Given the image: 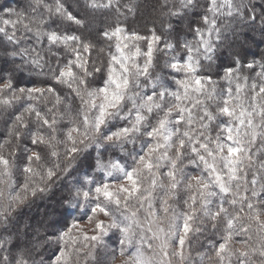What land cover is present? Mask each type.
<instances>
[{"label":"rangeland","instance_id":"obj_1","mask_svg":"<svg viewBox=\"0 0 264 264\" xmlns=\"http://www.w3.org/2000/svg\"><path fill=\"white\" fill-rule=\"evenodd\" d=\"M150 1L155 0L145 3ZM238 1L212 0L207 29L198 36L186 59L179 61L156 32L132 33L116 26L105 33L112 41L111 49L107 50L74 36L62 35L60 29L56 31L60 25L56 16L80 23L56 0L35 2L27 19L12 9L9 1L0 0V33L18 41L20 33L25 30L36 33L35 26L44 21L47 25L44 37L61 53L54 51L55 58L49 62L53 68L48 64L44 69V73L53 76L60 94L47 85V80L37 79L42 61H33L34 50L31 54L23 53V57L31 58L37 67L30 72L33 77L29 87L18 88L8 79L0 78V111L4 107L7 113L12 110L22 114L15 111L13 104L28 101L23 116L29 122L21 124L20 115H15L13 125L6 130L8 137L12 132L16 134L13 141L7 137L10 153L0 151L3 169L0 172V211L14 209L12 201L42 196L38 205L32 207L38 214L28 213L32 215L28 224H43L55 216L48 206L51 201L46 198L52 193L42 195L38 192L39 182L18 181L17 168L10 169V164L20 163L18 161H27L26 166H30L32 154L28 150H39L38 143H44L45 139L48 142V137L52 139L50 153L54 162L64 158L66 165L77 163V151L83 145L125 144L128 147L121 154L122 158L130 159L128 163L99 156L95 167L105 182L93 188L76 186L78 196L88 201L89 210L86 217L71 221L65 230L63 236L69 239L70 245L73 244L70 240L75 243L78 239L81 251L91 244V253L104 255L108 264H223L224 259H230L226 254L230 250L239 256L248 251L257 255L253 262L246 259L235 264H264V189L260 186L264 183V160L253 169L248 168L249 158L246 164L238 161L245 151L256 159L263 157L260 140L264 135V78L261 77L256 90L253 84V92L249 94L245 84L238 82L241 79L235 71L227 77L231 84L227 92H232L231 97L219 98L213 93V85L195 75L199 60L208 54L216 37L217 18L221 13H228ZM39 9L47 12L50 23L46 17H39L42 16L37 13ZM170 18V15L165 16V25L171 23ZM255 39L259 37L249 41V47H256ZM1 64L12 65L8 60H1ZM29 77L18 78L23 81ZM67 87L79 102V122L69 111L66 115L64 107L60 111L57 106V101L66 106L61 99ZM41 98L46 106L38 111L33 104ZM218 101H222V105L215 107ZM54 107L59 111L55 112ZM59 112L68 119L62 120V126L56 122L55 115ZM34 116L41 118L44 124V130L37 131L38 136H33L36 130L30 132ZM56 137L60 140H55ZM240 147H244L242 151ZM25 149H28V157ZM54 149L62 152L63 157L59 158ZM36 155V162L43 163L42 154ZM46 171L42 175L45 176ZM235 189L241 190L237 191L238 196L234 194ZM217 196L231 206L247 205L246 212L238 214L244 217L238 230L244 231L237 236L219 225L221 222L224 225L220 214L224 208L219 205ZM106 200L120 206L124 215L115 219L101 205ZM76 215L80 213L77 211ZM3 221L0 220V227L8 223ZM216 228L224 239L206 251L201 241ZM110 231L119 233L124 243L121 252L106 238ZM23 234L21 241L32 239L26 231ZM204 242L210 244L207 239ZM67 255L64 250L59 252L61 264H66ZM15 264L21 263L18 260Z\"/></svg>","mask_w":264,"mask_h":264},{"label":"trees","instance_id":"obj_2","mask_svg":"<svg viewBox=\"0 0 264 264\" xmlns=\"http://www.w3.org/2000/svg\"><path fill=\"white\" fill-rule=\"evenodd\" d=\"M1 1L6 2V0ZM7 1L12 5V9L18 11L17 13L27 19L31 14L30 10L36 6L35 2L47 3L51 0ZM56 1L60 2L64 8L71 13L75 19L78 18L80 22L76 23L74 20L70 21L69 19L56 16L55 20L60 23L56 31L60 29L61 31L59 32H62V35L64 33L66 36H74L81 41H87L90 45H99L100 47H104L103 49L106 48L110 50L112 41L105 33L116 26H122L127 31L139 34H148L152 31L156 32L158 36H161L164 42L170 46L173 55H175L179 61H184L186 59L190 48L197 42L198 36L203 34L207 29L212 2V0H189L187 2L180 0H155L154 3L152 1L145 3L146 0ZM127 1L132 4H129ZM119 4L122 6L121 8ZM230 9L228 13H221L220 17L217 18L215 27L216 37L211 43L210 50L207 52L208 54L199 60L195 71V75L200 76L201 81L205 79L208 81V85H211V87L213 85V93H217L219 98H223V96L225 98L231 97L232 92H230V94L227 92L228 88L231 90V84L228 82L227 77L232 76L235 71L241 79L238 82L241 81L245 84L249 94L253 92V84L255 85L254 90H256V85L259 86L261 77L264 78V0H239L237 3H233ZM26 12L29 14L26 15ZM37 13L38 15L42 13V16L39 17H46L48 23L51 22L47 12H43L39 9ZM169 15L171 17V23L165 25L163 19L165 16ZM3 16L6 17L5 15ZM35 28L36 33H27L26 30L23 34L20 33L18 41H13L5 34L0 33V78H4V81L8 79L15 87L22 89L27 88L32 83L33 74H31V71L37 69L33 61L38 60L42 62L39 68L41 74H39L37 79L47 80V85L53 86L58 92L56 82L54 78L52 79L53 76L44 73V69L48 67V64L51 69L53 68V64L49 62L55 58V55L52 54L55 51L54 48L44 37L47 25L42 21V23L36 25ZM256 36L259 37V39H255L256 47H249L248 42L253 40ZM13 43L15 46H13ZM31 50L32 52L34 50L31 55L33 61H31V58L26 59L23 57V53L28 51L31 54ZM36 52L38 54H36ZM55 52L60 53L59 51ZM45 56L48 60H45ZM1 60L11 61L12 65L5 67L1 64ZM253 63L255 65L249 66V64ZM19 68H23L24 70H20ZM26 76H30L31 78L29 77L23 81L19 80L20 77L22 79ZM65 89L66 93L61 92V100L66 102V106H63L62 102H60L59 105V102L56 100L58 103L57 106H60V111L64 107L67 111L65 114L68 115L69 111L72 116H75L76 122H79L81 119V115L78 111L79 102L69 87ZM21 101V103L13 105H16L15 107L17 110L15 111H21L22 114H16L12 110L7 113L3 106V109L0 111V151L4 154H6V152L10 153V145L7 141L9 132L7 131H9V128L13 125L12 119H15V115H20L22 120L20 122L21 124L29 123L28 120H25V115L23 116V111L26 108L25 102L28 101ZM33 105H36V110L42 111L45 109L46 103L43 102L41 98ZM221 105L222 101L215 103V107ZM211 109L213 110L214 107ZM54 111L56 112L59 110L54 107ZM65 114L62 115L60 112L57 115L54 114L57 117L56 122L59 126L63 125L62 120H68ZM42 123L41 118L38 116L33 117L34 126L32 130H30V132H35L36 130L33 136H38L36 135L39 133L37 131L44 130V124ZM14 124H16V121ZM15 134V132H12L11 137L8 138L13 141L15 139ZM45 140L47 141V139ZM48 140V142L45 141L44 143L35 142V145L37 143L40 145L37 146L40 148L39 150L31 148V150H28L29 147L27 146L28 149H25V155L27 156V150L32 154L29 161L30 166H26L27 161H18L20 163L10 164V169L17 168L16 174H18V181H28L29 184L39 182L38 187H40V190L38 192L42 193V195L45 194L44 196H46L52 193V195L50 194V196L46 198L51 201V203H48V206H50L55 216H52L43 224H28L29 217L32 216L28 213L32 212L36 213V215L38 214L36 209L33 210L32 207L38 205L37 201H39L38 199L42 198V196L29 197L21 202L12 201L14 209L8 208L10 212L6 211L7 209L5 211H0V220L4 219L5 221L3 222H8L4 227H0V264H15L18 260L21 264H61L58 259L61 250L68 253V257L65 261L66 264H108V262L105 261L106 257L104 255L91 253V244L85 245V247L79 251L80 246L78 239L76 240L78 243H74L73 240H70V243H73L70 245L68 243L69 239L65 240L66 236H63V234H65V230L72 223L71 221L78 222L82 220L80 218L86 217L89 210L88 201L78 196L76 188L83 186L93 188L95 184H102L105 182L104 176L96 171L95 166L98 157L101 156L103 159L116 158V160L123 161L124 164L128 163L130 159L122 158L121 154L128 146L120 143H93L88 146L83 145L82 148L77 151V155L79 154L77 163H68L66 165V163H63L64 158L58 162L56 161V163L54 162L53 155L50 153L51 150H53L51 137H48ZM55 140H60V138L56 137ZM260 141L262 144L261 149L264 151V135H261ZM243 144H245V142ZM243 148L244 147H240L239 150L242 151ZM54 150L57 151L56 149ZM38 151L42 154L43 163L36 162V154H39ZM57 152L59 158L63 157L62 152L61 154L59 151ZM248 155L249 151H245L244 153L241 152L238 161L242 164H246V159L249 158V169H253L254 166L257 167V165L264 160V153L262 155L263 157L258 159ZM25 167L27 169H25ZM199 168L200 167H198V169ZM2 170V166L0 165V172ZM45 170L48 171H46V175L44 176L42 174ZM262 173L264 174V172ZM75 177L77 178L74 179ZM52 182L54 183L51 184ZM56 184L57 187L54 188ZM263 185L264 183L260 186L264 189ZM237 191L241 190L237 189L234 191V194H237ZM244 192L251 194L250 190L244 189ZM219 195L221 198V194ZM219 197L217 196L216 199L219 205H222L224 208L223 210L221 209L222 211L220 213L224 225L222 222L219 225L224 228L226 227L232 234L237 236V233L244 231V229L241 231L238 230V226L244 220V217H240L238 214L246 212L245 210L248 209V207L247 205H242V207H236V205L231 206L227 203L228 201L224 202L223 200H219ZM226 199H228L227 196ZM101 205L109 211L115 219L120 215H124V210L112 201L106 200L101 203ZM77 211L80 213V216L76 215ZM25 220L27 221L26 223ZM24 231L27 232L28 236L32 237L31 240L21 241L20 237ZM106 238L111 240L112 244L114 243L113 246L117 248L119 252L124 248V243L120 241L121 237H119L117 231L108 232ZM204 238L210 242V244L205 243V239L201 241V243H204V249L206 251L212 250V246L224 239L221 232L218 231V228L205 234ZM230 251L231 252H226L227 255L231 256L230 259H224L223 264H235L238 260L241 261L246 259H251L253 262L254 258L255 260L257 259V255L256 253L253 254V251H248L246 255L243 256H239V254L233 250ZM122 255L125 256L126 254L122 253Z\"/></svg>","mask_w":264,"mask_h":264}]
</instances>
